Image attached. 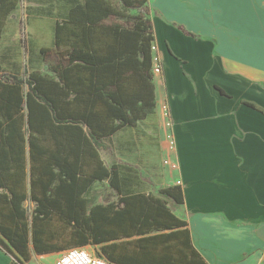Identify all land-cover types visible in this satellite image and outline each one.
Masks as SVG:
<instances>
[{
  "label": "trees",
  "instance_id": "16d2710c",
  "mask_svg": "<svg viewBox=\"0 0 264 264\" xmlns=\"http://www.w3.org/2000/svg\"><path fill=\"white\" fill-rule=\"evenodd\" d=\"M22 1L0 0V246L23 261L30 245L37 253L94 245L115 264H207L168 204L182 203L180 185L126 193L100 154L106 138L155 108L148 0L75 1L39 50L48 72L24 76L4 70L1 54ZM105 178L117 200L92 203L84 194Z\"/></svg>",
  "mask_w": 264,
  "mask_h": 264
},
{
  "label": "crops",
  "instance_id": "0c3cea01",
  "mask_svg": "<svg viewBox=\"0 0 264 264\" xmlns=\"http://www.w3.org/2000/svg\"><path fill=\"white\" fill-rule=\"evenodd\" d=\"M75 1L46 0L50 21L31 28L44 40L38 52L53 44L56 21ZM148 7L160 66L155 108L106 138L101 157L118 167L126 193L180 185L182 203L168 204L207 264H264V113L243 102L264 107V0H148ZM84 195L92 203L118 198L108 178ZM24 205L34 207L30 198ZM30 250L27 264H54L64 251ZM14 259L0 246V264Z\"/></svg>",
  "mask_w": 264,
  "mask_h": 264
},
{
  "label": "rangeland",
  "instance_id": "374dc122",
  "mask_svg": "<svg viewBox=\"0 0 264 264\" xmlns=\"http://www.w3.org/2000/svg\"><path fill=\"white\" fill-rule=\"evenodd\" d=\"M46 3V0H23L8 16L1 41L2 64L6 71L21 76H24L26 69L36 68L48 72L38 52V41L44 40L31 35V28L37 26V22L50 21L46 14ZM106 143H109L108 140ZM96 192L97 190H93L90 194L91 201L96 199ZM105 199L110 198L106 196ZM27 209L30 211V206H27ZM84 248L91 253L99 251V246L89 245Z\"/></svg>",
  "mask_w": 264,
  "mask_h": 264
},
{
  "label": "built area",
  "instance_id": "2783aa9c",
  "mask_svg": "<svg viewBox=\"0 0 264 264\" xmlns=\"http://www.w3.org/2000/svg\"><path fill=\"white\" fill-rule=\"evenodd\" d=\"M155 46H153V49ZM160 70L157 58H154L153 73H158ZM174 166V164H171ZM15 264H27L23 260H13ZM54 264H115L109 262L102 256H98L95 253L87 251L84 247H70L67 248L61 255L55 260Z\"/></svg>",
  "mask_w": 264,
  "mask_h": 264
}]
</instances>
